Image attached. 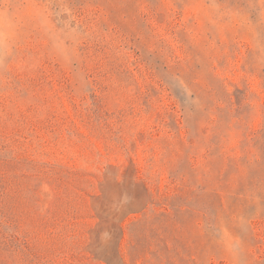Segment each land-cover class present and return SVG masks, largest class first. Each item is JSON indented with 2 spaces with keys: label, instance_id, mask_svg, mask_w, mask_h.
<instances>
[{
  "label": "rangeland",
  "instance_id": "1",
  "mask_svg": "<svg viewBox=\"0 0 264 264\" xmlns=\"http://www.w3.org/2000/svg\"><path fill=\"white\" fill-rule=\"evenodd\" d=\"M0 264H264V0H0Z\"/></svg>",
  "mask_w": 264,
  "mask_h": 264
},
{
  "label": "clouds",
  "instance_id": "2",
  "mask_svg": "<svg viewBox=\"0 0 264 264\" xmlns=\"http://www.w3.org/2000/svg\"><path fill=\"white\" fill-rule=\"evenodd\" d=\"M228 247H229V250L230 251L235 252L238 249L239 245H238V242L237 241L232 240V241L229 242Z\"/></svg>",
  "mask_w": 264,
  "mask_h": 264
}]
</instances>
